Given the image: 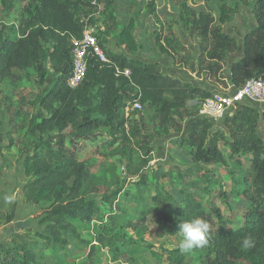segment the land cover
Here are the masks:
<instances>
[{"label": "trees", "instance_id": "trees-1", "mask_svg": "<svg viewBox=\"0 0 264 264\" xmlns=\"http://www.w3.org/2000/svg\"><path fill=\"white\" fill-rule=\"evenodd\" d=\"M241 1L250 4L255 26L244 37L243 58L229 70L230 84L235 88L242 87L252 77L264 78V0ZM218 5V20L210 13V5L208 12L187 10L192 29L201 41L200 72L208 64L210 73L219 74L228 56L239 50V41L217 25V22L226 23L230 13L224 0H219ZM87 7L97 11L95 5L85 0H32L17 37L0 34V85L5 80H19L22 73L33 69L39 84L45 87L38 101L40 112L29 122L34 140L30 149L20 152L23 174L29 179L22 198L25 203L37 206L38 214L34 212V215L44 229L24 228L23 232L12 234L8 242L0 243V264H36L38 260L61 264L66 256H57L68 250L73 252V248L90 247L91 253L95 251L93 242L81 237L77 223L92 222L100 210L95 201L88 199L97 192L99 177L79 157L78 150L83 143L99 140L112 147L118 142L129 144L141 139L146 145H137L149 157L153 148L148 142L154 141V137L142 135V118L140 121L125 113L137 101L143 109L154 112L159 137L172 131L183 133V123L189 121L181 143L190 148L195 163L225 165L221 146L233 157H239V162L245 157L249 163L242 176L246 186L242 195L248 207L243 225L235 228L222 224L219 209L208 213L194 197L179 206L173 196L162 199L157 195L153 201L161 208L164 218L173 223L172 233L179 231L182 220L203 218L211 226L207 245L214 255L206 264H264V133L259 131L261 124L264 126V110L240 106L232 117L223 121L224 129L215 130V123L200 118L198 112L188 107L192 98L206 99L212 93L164 74L159 62L145 63L115 54L101 39L98 43L107 62L96 54L89 55L83 83L77 89L69 88L71 42L83 38L87 28L82 16ZM135 26V20L130 19L118 35V46L129 53H137L140 48L134 36ZM161 50L168 53L163 46ZM47 63L54 78L49 75ZM145 179L136 186L143 185ZM117 195L104 200L111 204ZM16 215L17 203H13L7 213L0 212V227L13 223ZM214 218L220 225H216ZM246 236L255 242L251 249L241 247ZM95 242L104 245L105 237L97 235ZM46 251L54 257H46ZM179 253V249L172 251L167 259L173 261V256ZM176 260L177 264H184L185 257Z\"/></svg>", "mask_w": 264, "mask_h": 264}, {"label": "rangeland", "instance_id": "rangeland-1", "mask_svg": "<svg viewBox=\"0 0 264 264\" xmlns=\"http://www.w3.org/2000/svg\"><path fill=\"white\" fill-rule=\"evenodd\" d=\"M224 1L230 13L226 23L217 22V25L226 34L242 38L245 30L255 26L251 6L241 0ZM31 2L32 0H0L1 35L17 37ZM85 2L97 8L96 12L88 7L83 9L82 18L86 22V30L97 40H103L111 52L125 54L145 63L159 62L164 74L174 78L178 76L179 80L191 87H200L211 91L210 93L229 90L228 61L219 74L210 73L207 70L208 64H204L203 71L200 72L201 41L192 29L189 22L191 15L187 12L189 9L208 12L210 5V13L218 20L219 0ZM130 19H134L136 23L134 36L140 47L137 53H129L117 44L118 35ZM161 46L168 53H164ZM47 69L50 77L54 78L49 63ZM20 76L19 80H5L0 85V189L14 195L23 192L29 180L23 174L20 152L30 149L34 140L29 132V122L40 112L38 101L45 89L39 84L33 69ZM125 113L127 117L134 116L140 121L143 119L140 122V131L142 135L154 137V141L148 142L153 152L149 157L145 156L137 145H146L141 139L129 144L118 142L112 147L104 145L102 140L93 144H82L78 150L79 157L87 161L91 165V172L99 177L97 192L88 199L95 201L100 210L92 222L77 223V227L81 237L92 241L96 249L91 253L90 247L73 248V252L68 250L57 256H66L60 263L177 264V257L182 256L185 257L184 264H206L208 259H214L208 245L195 248L189 253L180 252L173 256V261L167 259L169 253L179 249L178 242L181 237L179 231L172 233L173 223L164 218L153 197L159 195L160 198L167 199L173 196L179 206H184L186 199L194 197L208 213H213L215 208L219 209L223 216L222 224L238 228L244 224L248 211L242 195L246 187L242 176L244 170L249 167L247 158L242 157L239 162V157H233L229 150L221 146L225 151V165L195 163L190 148L181 143L182 137L188 132L189 121L183 123V133L172 131L159 137L152 110L143 109L135 114L125 110ZM214 126L215 130L224 129L223 122H217ZM259 131L264 133L263 124ZM144 177L145 183L137 187L136 184ZM115 193H118L117 198L111 204L104 200ZM20 199V203L16 199H13L12 203H17L20 219L25 221L22 225L43 231L44 227L39 225V218L34 215V212L38 214L37 206L25 203L22 196ZM179 206H176V209ZM169 209L171 210V205ZM143 216L144 220L139 223ZM215 221L217 226L220 225L217 219ZM97 235L105 237L104 245L96 244ZM36 264L46 263L38 260Z\"/></svg>", "mask_w": 264, "mask_h": 264}, {"label": "built area", "instance_id": "built-area-1", "mask_svg": "<svg viewBox=\"0 0 264 264\" xmlns=\"http://www.w3.org/2000/svg\"><path fill=\"white\" fill-rule=\"evenodd\" d=\"M72 50V73L68 80L71 89H77L84 81L89 55L96 54L101 61L107 62L97 38L85 30L83 38L74 39L71 42ZM128 75V73H126ZM240 106H249L264 110V78L252 77L240 88L231 87L230 90L212 93L206 99H191L188 102L189 108L196 109L198 116L208 119L212 123L223 122L232 117ZM142 111L140 102H135L126 108V111Z\"/></svg>", "mask_w": 264, "mask_h": 264}, {"label": "clouds", "instance_id": "clouds-1", "mask_svg": "<svg viewBox=\"0 0 264 264\" xmlns=\"http://www.w3.org/2000/svg\"><path fill=\"white\" fill-rule=\"evenodd\" d=\"M178 227V233L181 237L178 242V248L181 253H189L195 248L207 245L211 228L208 221L203 218L182 220ZM254 246L255 242L251 236H246L241 241V247L243 249H251Z\"/></svg>", "mask_w": 264, "mask_h": 264}, {"label": "crops", "instance_id": "crops-1", "mask_svg": "<svg viewBox=\"0 0 264 264\" xmlns=\"http://www.w3.org/2000/svg\"><path fill=\"white\" fill-rule=\"evenodd\" d=\"M250 29L251 28H248L247 30H245V32L243 33L242 38H239V36H237V35L230 34V36L235 37L239 41V50L236 53L230 54L228 56L227 61L229 62L230 68L235 62H237V61H239V60H241L243 58V56H244V37H245L246 33ZM229 60H231V62ZM231 87H232V85L230 84L229 90H230ZM216 89L219 90V88H216ZM222 91H226V90H222ZM209 92H211V91H209ZM10 193L11 192H7L5 189L4 190L0 189V212L7 213L8 210H9V207L11 206V204H13L12 203L13 199L18 200L19 203L21 202L20 197L22 196V193H23L22 191L19 194L17 193V195L16 194L14 195V193H11V194ZM19 206H20V204H19ZM19 214H20V212H17L16 219L14 220L13 223H11L9 225H6V226H3V227H0V243L8 242L9 239L11 238L12 234H14L16 232H22V230L25 228L22 225V222H25V221H21ZM46 252H45V255L47 254L46 256H49V258H53L54 257V255L50 251H46ZM48 252H50V253L48 254Z\"/></svg>", "mask_w": 264, "mask_h": 264}]
</instances>
